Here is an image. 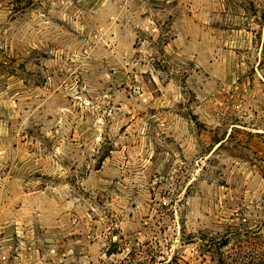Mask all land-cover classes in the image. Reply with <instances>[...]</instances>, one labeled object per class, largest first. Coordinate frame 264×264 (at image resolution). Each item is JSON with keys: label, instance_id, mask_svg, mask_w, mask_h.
Returning <instances> with one entry per match:
<instances>
[{"label": "rangeland", "instance_id": "374dc122", "mask_svg": "<svg viewBox=\"0 0 264 264\" xmlns=\"http://www.w3.org/2000/svg\"><path fill=\"white\" fill-rule=\"evenodd\" d=\"M263 261L264 0H0V264Z\"/></svg>", "mask_w": 264, "mask_h": 264}, {"label": "water", "instance_id": "95a60500", "mask_svg": "<svg viewBox=\"0 0 264 264\" xmlns=\"http://www.w3.org/2000/svg\"><path fill=\"white\" fill-rule=\"evenodd\" d=\"M110 253H111V248L110 249H108V251H107V255H110Z\"/></svg>", "mask_w": 264, "mask_h": 264}, {"label": "trees", "instance_id": "16d2710c", "mask_svg": "<svg viewBox=\"0 0 264 264\" xmlns=\"http://www.w3.org/2000/svg\"><path fill=\"white\" fill-rule=\"evenodd\" d=\"M263 264H264V261H263Z\"/></svg>", "mask_w": 264, "mask_h": 264}]
</instances>
